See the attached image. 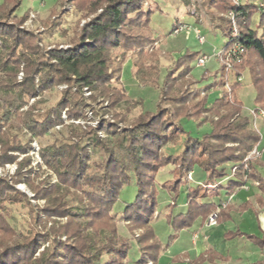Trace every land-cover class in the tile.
<instances>
[{"label":"trees","instance_id":"16d2710c","mask_svg":"<svg viewBox=\"0 0 264 264\" xmlns=\"http://www.w3.org/2000/svg\"><path fill=\"white\" fill-rule=\"evenodd\" d=\"M141 1L143 0H78L76 8L82 18L87 19L98 12L100 14L86 23L80 33H76L78 39H74L73 44L70 43V48L60 50L58 46H54L40 55L33 51L38 50L36 43L42 42L41 37L38 41L33 40L35 46L28 48L26 40H21V35H30L22 32L20 27L27 14L23 18L16 15L21 0H4L0 15L6 14L13 22L1 19L0 16V146L4 154L19 153L26 156L20 163L19 173L23 168H29L25 175L33 173L31 160L27 156L32 150L31 143L63 125V111L69 114V118L81 117L79 111L84 107L85 89L94 93V99H108L111 108L127 101L121 91L111 89L112 73L117 70L120 77L123 62L113 61L110 51L122 49L136 53L138 64L134 65L137 69L135 77L147 78L144 72H149L145 61L152 58L145 51L146 47L155 42L149 31L152 8L148 5L144 8ZM189 1L185 0L188 5ZM67 2L68 0H61V7ZM203 5H211L223 22L219 26L227 38L223 49L233 42L230 38L231 25L225 16L230 12L236 16L239 36L235 41L244 53L241 61L234 65L232 91L241 84L236 82L238 77H244L248 73L255 92L257 111L264 112V9L250 4L236 5L233 0H205ZM260 12L261 35L252 28L253 16ZM177 25L178 23L173 29ZM20 50L23 53L20 54ZM30 50L32 54H29ZM198 56L187 55L185 60L178 61L181 64L178 68L176 64L172 65L156 110L144 111L131 129L116 134L115 130L110 131V127H102L101 131H106V134L109 131L112 135L108 140H101L98 130L83 132L75 126H69L71 142L42 147L41 158L57 175L59 183L52 185L48 182L44 188L33 186L29 180H25V184L31 189L34 200L46 201L43 213L47 217L69 219L61 228V233L67 237L66 243L59 244L55 241L54 248L43 250L37 257L41 240H30L27 236L17 234L10 221L11 215L4 210L7 204L22 202L26 204L24 208L28 209L31 207L30 201L14 186L0 180V234L8 236L10 240L15 239L10 244L0 242V264H101L104 258V264H126L130 243L119 234L111 212L115 210L123 188L132 180H135L137 192L134 201L125 206L123 220L131 226L128 230L131 235L136 229L144 231L136 240L142 256L139 264H146L148 259L156 264L161 250V244L150 226L157 213L158 187L169 192L174 207L182 189H189L187 212L174 218L173 212L168 215L171 218L169 223L174 222L175 226L177 222L181 223L177 226L180 231L190 229L197 220L205 221L214 211H219L217 224L226 221L232 209L229 205L223 209L222 204L216 206L205 203L208 187L235 176V167L242 170L244 159L261 139L250 129L249 119L242 116L243 104L229 100L227 92L210 108H207L206 96L197 104H191L194 96L187 98L182 94L172 95L173 88L178 87V79L190 74L188 61L197 59ZM20 71L24 73L21 82L17 80ZM36 76L39 77L38 85ZM193 83L196 86L194 81ZM224 83L221 77V81L212 88L220 85V88H224ZM59 87H66L62 91L61 101L44 115H35L37 103L27 112H21L30 99H37L41 94ZM167 99H171L174 105V117L168 114V108H162L163 101ZM222 110L226 114L221 116ZM203 113L220 118L215 123L202 119ZM172 117L177 120L176 124ZM201 119L211 125V133L200 139H193L185 133L180 122ZM12 120L17 125L5 129ZM16 128L28 131L29 140L21 139ZM180 141L183 145L178 154H160L164 147L177 146ZM90 151L100 153L102 160L91 164ZM16 160V156L12 155L7 164H13ZM168 166L174 168L172 180L157 185V172ZM195 172L197 185L189 188L186 178ZM239 173L238 170L236 175ZM259 183L261 186V180ZM98 224L99 228H95ZM254 241L257 243V240ZM68 244L71 248L66 250L64 247ZM261 244L264 247V237ZM199 261L201 262L200 259Z\"/></svg>","mask_w":264,"mask_h":264},{"label":"rangeland","instance_id":"374dc122","mask_svg":"<svg viewBox=\"0 0 264 264\" xmlns=\"http://www.w3.org/2000/svg\"><path fill=\"white\" fill-rule=\"evenodd\" d=\"M60 1L61 0H21V6L17 10L16 15L20 18H23L27 14L26 20L20 24L22 32L25 34H30L28 36L24 34L21 35V40H24V42L26 40L29 45H27L26 48L33 46L35 44L34 41H38V38L41 37L42 42L36 43L38 50H34L33 52H38L40 55H42L43 51L52 49L54 46H58L60 50H66L71 47L70 43L73 44L74 39H78L76 33H80V30L85 26L86 23L90 22L100 14V12H98L94 15H91L87 19L82 18V15L77 12L76 8V2H78V0H68L65 5L62 7L59 6V8H57L55 11L50 12L55 5H59ZM204 1L205 0H190L189 5L185 2V0L141 1L144 8L147 5L148 7L152 8L149 31L152 40L155 43L146 47L147 50L145 51V53L148 55L150 54L152 58L149 61H145V66L149 73L144 72V74L148 80L147 78L142 79L140 77H138L137 80L135 77V72L137 69L134 67V65L138 64L136 60V53L125 52L122 49L110 51V56L113 61L119 60L120 62H123L121 76L118 77L119 75H117L118 73L116 72L119 71L117 70L113 71L112 73L113 79L111 83V89L116 90V92L121 91L124 95V99L127 101H122L119 105H117L116 108H111V103L108 99L103 97L94 99V93L85 89L83 95L85 99L84 107L81 111H79L81 117L77 119L69 118V114L66 111H63V125L51 130L45 137L34 139L31 143L32 150L29 151L27 155L31 160L30 164L31 168L33 169V173L31 175H25L29 168H23L21 173H19V169L21 168L20 163L26 158L25 155L19 153L4 154L2 146H0V180L6 181L10 186H14L16 190L25 194L31 204V207L28 209L24 208L26 204L23 202L15 203L14 205L7 204L4 206V210L8 212L9 215H11L10 221L17 234L27 236L30 240L32 238L41 240V249L37 252V257L41 252H43V250L54 248L55 241H57L59 244L67 242V237L61 233V228L69 220L67 217H47L45 213H43V210L47 206L46 201L34 200V195L31 189L25 184V180H29L31 183H33V186L37 188H44L46 187L45 184L48 182L52 185L59 183L57 175L45 165L41 158L40 153L42 147L56 143L62 144L71 142L72 139L69 138L68 134L69 126H75L83 132L98 130V135L101 140H108L112 135L109 131L107 134L106 131H101L100 128L102 127H110V131L113 132L115 130L116 134H121L126 130L131 129L134 126L137 118H139V116L144 111L146 112L156 110L157 103L160 99L161 90L164 89L167 82V77L169 75L168 71L171 70L172 65L175 64L176 68H178L181 65L178 61L182 59L185 60L187 55L199 56L197 59L195 58L188 61L190 74L185 75L184 78H180V80L178 79L176 82L178 87L173 88L172 95L180 96L182 94L187 96V98L194 96V100L190 102L191 104H197L200 99L206 96L208 102L207 108H210L213 103L221 99L224 93L227 92L225 87L227 81L229 80V83L231 84V92H227L229 100L232 102L237 101L243 104L242 116L249 119L250 129L252 132L258 134L260 139H263L262 142L264 143V127L260 126L262 122H260V120L264 121V119L260 117L261 110L257 111L258 108L255 105V92L249 74L246 73L244 77H238L241 79L243 78L242 82L239 88H236L233 91L232 86L234 85V68L229 73L230 75L228 78L226 77L225 53L229 51L227 50L229 47L223 49L226 43V37L223 34V30H204L203 36H205L206 42L200 44L198 36L195 33L196 29L185 24V22L194 24L193 20L189 19V16H195L196 19L200 20L203 18L202 14L205 15V12L202 8L206 7L203 5ZM238 1L242 4L253 5L258 9H262L259 7L260 5L264 6V3L261 2L262 0ZM233 2L235 3L234 0ZM3 4L4 0H0V8L3 6ZM184 4L186 5L184 6ZM211 7L212 6L210 5L209 8L213 10ZM184 11H186L187 15L189 16L179 17L178 25L173 29L177 21V13L179 12V15H181L184 13ZM228 15L229 13L225 16L227 20H229ZM0 16L1 19L7 20L8 22H13V19L11 18L10 20V18H7L6 14H1ZM209 18L210 17L208 16H204V20H206L207 23L209 22ZM261 18V12L256 13L253 16L252 23V28L256 30L259 35L262 34V30L259 28ZM218 23L223 25V22L221 21ZM180 27H185L186 29L177 34L175 30L179 29ZM194 27H200L201 29L202 26L197 25ZM188 28H191L192 31L188 32ZM24 52H26L25 49ZM221 52L224 53V55H222L221 58L216 57L217 54ZM19 53H23V50H20ZM29 54H32V50L29 51ZM204 54L210 55L211 58L204 67H198V61L201 57L205 56ZM22 56L25 58L24 55ZM212 56L217 62L214 61ZM31 69L32 67L29 68L30 71ZM221 77L225 82L224 88H220L221 85H218L219 87L212 88L215 83L221 81ZM38 78L39 77L37 76L35 77L36 85H38ZM23 79L24 73L20 71L17 80L21 82ZM193 81L196 83V86H194ZM236 82L239 83L238 81ZM65 88L66 87H59L57 90H52L50 92L41 94L37 99H30L28 101V105L25 106L21 112H27L31 106L37 103V105H35V115H44L47 110H50L59 104L62 99V91ZM0 103L2 102L0 101ZM173 106L174 105L172 104L171 99L163 101L162 108H168V114L174 117L176 111L173 110ZM224 114L226 113L224 110H222L220 115L222 116ZM204 118L216 123L218 122L220 116L213 117L211 114L203 113L202 119ZM202 119L200 121L182 120L180 123L185 133H187L191 138L200 139L204 135H209L212 129L211 125L209 123H205ZM173 121L174 124L177 123L176 119ZM12 125L16 126L17 123L13 122L12 120L8 126L5 127V129ZM5 129H3V132ZM16 129V133L19 137H21V139L24 141L29 140L30 135H28V131H21L19 128ZM181 139L183 140V138ZM182 145V141H180L177 146H166L164 149H162V151H160V154L165 152L178 154L182 149ZM255 149L256 148H253L252 151L248 153L241 165V169L244 172L249 173L252 163L260 159V157L254 158L255 156L252 155V152ZM12 155L16 156V162L13 164H7V161L12 157ZM90 155L92 156L91 164H93L92 162H99L103 158V156L97 152H91ZM173 170L174 168L171 166L160 169L155 176L156 184L160 186L171 181ZM238 170L241 171L239 167H235L233 175H236ZM185 182H187L189 184V188H191V183L193 182V173H190L187 176ZM253 188L256 190L259 188L256 181L249 182L244 190L246 192H252L254 190ZM188 190V188H183V191L178 198V202L174 207V205H172L173 198L170 196L169 192L159 187L157 189V213L150 223L151 228L153 229L158 241L161 244V250L156 264H218L220 261L227 264H237L239 261L243 264L257 263V261L260 259L259 254L257 256H250L246 254L245 251H243V253L241 252L245 247L251 250L263 247V244H261L263 236L261 237L256 234H250L249 232L246 234L241 230L238 232H234V230H232L233 232H230L232 233V237L239 240L240 246L237 249H231L226 257L209 256L211 258L206 260L208 255L202 254L201 258L197 255V258H194V256L190 253L185 255L183 258L177 257V255H179L178 249L182 247V244L190 245L192 244L193 240L186 236L182 237L181 231L183 230L180 231L178 228L181 223H176L178 227L174 225V222L169 223V220L171 219L169 216L172 214V212L173 218L182 213V210H180L179 206L188 201ZM256 190H254V192ZM71 192L74 191L71 190ZM136 192L137 189L135 180H132L128 186L123 188L119 201L115 206V210L111 212L113 220L117 224L119 234L123 238L129 240L130 243V251L126 264H139L142 259L140 248L136 240L144 233V231L136 229L131 235L128 231L129 227L131 226L123 220V210L127 204H130L134 201ZM80 194L81 193H79V195ZM211 194L212 196L215 195V193L212 192ZM223 205H225V207H223ZM228 205L229 204L224 203L222 204V208L225 209ZM215 214H217L218 218L219 211H214L206 219V224L208 227H214L217 225V219L216 225L209 226L208 224L209 218ZM242 225L245 227L247 224L244 223ZM95 228H99V224ZM184 232H187V230H184ZM178 239H181V241H178ZM253 239L257 240L258 244ZM14 240V238L10 240L8 236H1L0 234V242L3 244L7 242L10 244ZM201 240H204L203 237H201ZM64 248L69 250L71 245L68 244ZM199 259L201 262H198ZM248 259H250V261H248ZM105 262L106 258L102 260L101 264H104ZM146 264H153V261L148 259L146 260Z\"/></svg>","mask_w":264,"mask_h":264},{"label":"crops","instance_id":"0c3cea01","mask_svg":"<svg viewBox=\"0 0 264 264\" xmlns=\"http://www.w3.org/2000/svg\"><path fill=\"white\" fill-rule=\"evenodd\" d=\"M245 1H251V0H245ZM261 2L264 3V0H262ZM185 5L186 4H184V6ZM59 6H61V1L59 5H55L50 12L56 10L57 8H59ZM202 9L205 12V15L202 14L203 18L201 20L187 15V12L184 11V13L181 15H179V12L177 13L176 23H178L179 17L189 16L190 17L189 19L193 20L194 24L186 23V22L185 24L198 30L202 36L204 30L205 31H212L213 29L219 30V26L222 24L218 23L220 22V20L217 17L214 10L210 9L207 6ZM204 16L210 17L208 23L206 22V20H204ZM197 25L202 26L201 29L200 27H194ZM203 37L205 38V36ZM205 42H206V38H205ZM226 43H227V38H226ZM204 55L207 56L210 60L211 58L210 55H206V54ZM214 61L217 62L215 58ZM260 122H261L260 126L264 127V121L260 120ZM262 140L254 147V148H258V150L260 151L261 158L258 161L252 163V167L249 173L241 170L238 175H235L227 179L223 183L208 187V195L207 198L205 199V203L215 204L216 206L226 203L229 204V208L232 209L226 221L219 223L214 227H208L206 224V220L202 221L200 219L195 221L192 227L187 230V232H184V230L181 231L182 237L186 236L189 239H192L193 241L192 244L190 245L182 244V247L178 249L179 255H177V257L183 258L185 255L189 253L192 254L194 258H197L196 257L197 255L200 256V258L202 257V254L208 255V257H206V260L211 258L209 256L226 257L231 249H237L240 246L239 240L237 238L230 237L232 236L231 235L232 233H230L233 232L232 230H234V232L235 231L238 232L239 230H241L246 234L249 232L250 234H256L258 236L264 237V186H263L264 185L263 184L264 183L263 182L264 143L262 142ZM196 175L197 173L195 172L193 174V182L191 183L192 184L191 187H195L197 185L198 179L194 178ZM260 180H261V186H258L259 187L258 190L253 188L254 190H256L255 192L254 190L252 192L251 191L246 192L244 190L249 182L256 181L257 183H259ZM241 183L242 185L240 186ZM211 192L215 193V195L212 196ZM179 208L180 210H182V212H184L187 209V202H184L182 205L179 206ZM244 223L247 224L248 226L246 225L247 227L246 226L244 227V225H242ZM201 237H203L204 240H201ZM179 240L181 241V239H178V241ZM243 251H245L246 254L250 256H255V255L257 256L259 254L260 259L257 261V263H253V264H264V247L257 248L254 250L245 247L241 253H243ZM248 261H250V259H248ZM218 264H227V263L220 261ZM237 264H243V263H240L239 261Z\"/></svg>","mask_w":264,"mask_h":264},{"label":"built area","instance_id":"2783aa9c","mask_svg":"<svg viewBox=\"0 0 264 264\" xmlns=\"http://www.w3.org/2000/svg\"><path fill=\"white\" fill-rule=\"evenodd\" d=\"M236 5L241 4L238 0H234ZM260 8L264 9L263 5L259 6ZM228 21L231 25V37L233 39V42L231 43V45L229 46V48L227 50H229L227 53H225L226 55V77L228 78V76L230 75L229 73L233 70L234 68V64H237L241 61L242 56H243V49L242 47L238 44V42H236L235 40L238 38L239 36V32H238V26H237V22H236V16L234 15V13L230 12L228 15ZM184 29H186L185 27H180L179 29H176V33L178 34L179 32L183 31ZM192 31L191 28H188V32ZM195 33L198 36L199 42L200 44L205 43V38L201 35V33L198 30H195ZM222 55H224V53H219L217 54L216 57L221 58ZM209 61V58L207 56H203L199 59L198 61V67H204L205 64ZM228 80V79H227ZM238 82H242L241 78L237 79ZM227 92L230 93L231 92V84L229 83V80L226 83V87ZM260 117L264 119V112L260 111ZM252 155H254V158H261V153L258 151V149L256 148L253 152ZM258 186H260V183H257ZM223 207H225V205H223ZM216 219H217V214L211 216L209 218L208 224L209 226L211 225H216Z\"/></svg>","mask_w":264,"mask_h":264}]
</instances>
